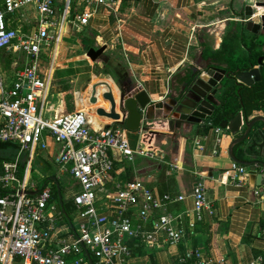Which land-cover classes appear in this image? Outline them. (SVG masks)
<instances>
[{"label": "crops", "instance_id": "1", "mask_svg": "<svg viewBox=\"0 0 264 264\" xmlns=\"http://www.w3.org/2000/svg\"><path fill=\"white\" fill-rule=\"evenodd\" d=\"M255 1L117 0L107 5H95L86 0H73L67 13L71 19L88 10H92L93 15L86 25L72 23L53 31L58 33L57 40L45 50L43 59V67L49 77L45 92L46 115L82 111L94 128L108 124L118 126L123 124L121 117L120 121L107 117L108 121H101L78 109L75 93L82 91L85 82L93 85L95 78L103 76V81L113 86L109 89L113 94L116 92L115 98L119 94L129 96L145 90L152 102H162L181 90L192 70H204L214 65L229 69L242 64V61L247 63L250 61L248 47H253L259 56L264 55L259 46V36L247 31L242 22L244 7L253 5ZM254 11L252 21L258 23L264 8H255ZM62 13L59 5L57 14ZM99 47L104 49L96 59L86 60V51ZM72 50L74 55L69 58L63 56ZM83 60L88 66L95 62L97 71H88L90 79L79 86L77 73L82 72H77V69ZM254 60L253 66L257 67ZM24 65L23 56L0 50V68ZM58 68H65L68 72L55 79ZM69 76L74 87L71 110H67L62 101L65 91L61 89L60 82ZM226 82L229 85L231 81ZM89 96L88 101L91 92ZM253 116L264 117V111L253 109L249 118ZM142 118L149 122V130L153 133L150 143L153 155L117 156V166L107 188L112 193V183L123 185L140 180L158 195L184 196L167 204L165 209L155 210L154 215L156 217L165 211L178 215L185 235L178 243H168L165 236L159 237L160 246L129 238L131 257L126 264H193L195 252L212 259H223L222 264H264V200L255 194L260 182L255 174L238 185L230 181L229 170L234 161L227 153L228 143L233 137L228 129L201 122L171 130L166 120L148 119L144 114ZM128 131L130 144L134 146L141 133V124L137 131ZM48 142L52 153H42L29 168L26 159L22 158L21 172L27 168L29 180L39 185L50 181L55 187L54 198L61 213L56 221V232L67 238L79 220L72 201L78 183L69 174L58 172L54 161L58 146L51 139ZM5 150L0 149V157L6 156ZM122 163H131L132 168L127 171ZM36 165L47 167L50 171L48 176L32 178L31 172ZM197 173L201 175L205 200L211 208L203 209L200 219L193 212L191 197ZM69 188L71 193L63 199L62 194ZM104 192L101 190L98 195L102 196ZM101 209L108 211L106 206ZM150 225L147 223L146 228ZM82 255L87 257L85 253Z\"/></svg>", "mask_w": 264, "mask_h": 264}, {"label": "built area", "instance_id": "2", "mask_svg": "<svg viewBox=\"0 0 264 264\" xmlns=\"http://www.w3.org/2000/svg\"><path fill=\"white\" fill-rule=\"evenodd\" d=\"M86 1L107 5L117 0ZM71 3L0 0V50L16 53L26 61L22 67L0 68V143L15 145L0 159V264H126L131 257L129 238L160 246L159 237L178 243L185 235L178 215L166 211L154 215L155 210L165 209L184 196L158 195L140 180L112 183V193L107 188L117 156L153 155V133L147 120L141 119V133L132 146L124 125L126 113L120 115L123 124L99 128H94L82 111L46 115L49 77L43 59L45 50L57 40L58 33L53 31L72 23L86 25L93 15L88 10L71 19L67 14ZM48 139L58 146L54 156L58 172L69 174L78 183L72 201L79 220L67 238L56 232L61 213L52 183L39 185L26 177L27 168L21 172L22 158L29 168L42 153H52ZM229 171L230 181L236 185L252 175L248 166L236 162ZM197 175L191 197L193 212L200 219L202 210L211 208L205 200L201 175ZM261 180L255 194L264 200V171ZM101 190L106 191L102 196L98 195ZM194 255L193 264L223 262L198 252Z\"/></svg>", "mask_w": 264, "mask_h": 264}, {"label": "water", "instance_id": "3", "mask_svg": "<svg viewBox=\"0 0 264 264\" xmlns=\"http://www.w3.org/2000/svg\"><path fill=\"white\" fill-rule=\"evenodd\" d=\"M255 8H264V0H257L253 5L245 6L242 22L247 31L259 36V46L264 51V13L259 16L258 23L253 22ZM103 49L104 47L89 48L86 55L90 60H95ZM257 64V67H254L252 62H247L235 69L214 65L204 70H192L181 90L162 102H152L145 90L129 96L119 94L116 101L109 90L103 93V98L109 101V109L98 107L96 112L115 121H120V113H126L124 125L130 131L139 129L143 114L148 119L166 120L171 130L201 122L212 124L211 118L217 113L224 91L228 88L226 80L242 86H251L261 79L264 55L258 57ZM97 85L98 83H95L91 87L90 101L93 103L97 101ZM221 116L218 125L226 127L233 136L227 146L229 157L234 162L248 166L261 184L264 171V117L249 118L241 110L227 117L225 108L221 111ZM57 192L60 197V192Z\"/></svg>", "mask_w": 264, "mask_h": 264}, {"label": "trees", "instance_id": "4", "mask_svg": "<svg viewBox=\"0 0 264 264\" xmlns=\"http://www.w3.org/2000/svg\"><path fill=\"white\" fill-rule=\"evenodd\" d=\"M248 55L250 57V61L248 62L252 63L253 59L257 61L259 57V53L254 50L253 47H248ZM242 62L243 63L240 64V66L246 64V61ZM238 65L239 63L229 68L235 69ZM227 86L228 88L224 91L222 96V104L217 110V113L211 118L212 124L219 123V121L222 119L221 111L224 108L226 109L227 117H231L235 112L240 111V109L247 116L250 115L253 109H260L264 111V70L262 71L261 79L251 86H242L235 84L234 82H230V84ZM9 146L13 147L15 145L11 143H0V149H7ZM1 158L2 157H0V159ZM116 166L117 163L115 162V167ZM53 195L56 197L55 187H53Z\"/></svg>", "mask_w": 264, "mask_h": 264}, {"label": "rangeland", "instance_id": "5", "mask_svg": "<svg viewBox=\"0 0 264 264\" xmlns=\"http://www.w3.org/2000/svg\"><path fill=\"white\" fill-rule=\"evenodd\" d=\"M73 1V0H72ZM85 51V50H84ZM83 51V52H84ZM75 54V51H69V52H66L63 56H66L67 58H69L70 56H72V55H74ZM85 54V53H84ZM85 57V56H84ZM4 58V57H3ZM89 59V57H87L86 58V60H88ZM4 60V62H5V58L3 59ZM7 60V59H6ZM90 60V59H89ZM91 61V60H90ZM67 63V62H66ZM6 65H9V63H7L6 62ZM81 67L80 68H78L77 69V72H82L81 74H79V73H77V76H79V78L77 79V85H79V86H81V84L83 83V82H85V81H88L89 79H90V77H89V72L88 71H90V70H93L94 72H96L97 71V68H96V64H95V62H92V64H89V66L87 65V62L85 61V60H83L82 62H81ZM83 65V66H82ZM92 65H94V66H92ZM107 68V67H106ZM105 67H104V69H106ZM100 69V68H99ZM68 72V70L67 69H63V68H58V70L56 71V73H55V79H58L59 78V76H61V75H63V74H66ZM71 78H70V76L69 77H67V78H65L64 80H61L60 82H61V89L63 90V91H65L64 92V94L62 95V101H63V103H64V105L66 106V108L68 107V109L67 110H71V93H72V89L74 88L73 87V84L71 83V80H70ZM104 79V77L103 76H99V77H97V78H95V82L94 83H96V82H99V81H101V80H103ZM86 84V86L85 87H83V89H82V91L84 90V91H89V90H91V87H92V84H89L88 85V82H85L84 83V85ZM76 85V86H77ZM76 88H79V87H76ZM79 90V89H78ZM82 91H79V92H76L75 93V96H76V104H78L79 103V100H81L82 99ZM83 91V92H84ZM89 92H91V91H89ZM85 97V96H84ZM83 97V98H84ZM87 102H89L88 100H87ZM122 165H123V167H125V169H127V171H129L131 168H132V166H131V163H122ZM50 171H49V169L47 168V167H39V166H35L34 167V169H33V171L31 172V177L32 178H40V177H46V176H48V173H49ZM65 175H61V177H64ZM71 191H72V189L70 190V188L67 190V192L66 191H64V193L62 194V196H63V199L66 197V195L68 194V193H71Z\"/></svg>", "mask_w": 264, "mask_h": 264}, {"label": "bare ground", "instance_id": "6", "mask_svg": "<svg viewBox=\"0 0 264 264\" xmlns=\"http://www.w3.org/2000/svg\"><path fill=\"white\" fill-rule=\"evenodd\" d=\"M96 83H98V85L96 86V92H95V97L97 98V101L94 103L90 102V101L87 102V98L90 94L89 91H91V90H89V91L83 90L84 92L82 91V96L83 97L85 96V97H84V99L82 97V99L79 100L78 109L86 111L89 114V116H91V117H96L97 119H99L101 121H108L107 118H109V117H107V118H106V116L100 117L101 115L99 116V114H97L96 109L98 107H103L106 110L109 109V106H110L109 101L107 99L103 98V93L106 91H109L110 90L109 88L110 87L113 88V86L111 84H109L107 81H103V80L96 82ZM114 94L116 96V92H114ZM114 94H113V96H114ZM115 96H114V98H115ZM115 100L117 101L118 98H115ZM109 119H111V118H109ZM97 124H98V122L95 123V126H97Z\"/></svg>", "mask_w": 264, "mask_h": 264}]
</instances>
